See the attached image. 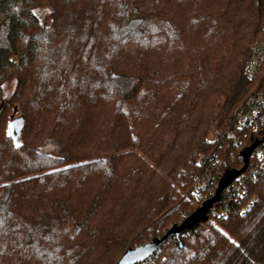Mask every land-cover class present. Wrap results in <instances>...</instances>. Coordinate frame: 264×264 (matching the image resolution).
I'll return each instance as SVG.
<instances>
[{
	"label": "trees",
	"instance_id": "1",
	"mask_svg": "<svg viewBox=\"0 0 264 264\" xmlns=\"http://www.w3.org/2000/svg\"><path fill=\"white\" fill-rule=\"evenodd\" d=\"M263 35L264 0H0V264H118L199 209ZM227 203L138 264H264V167Z\"/></svg>",
	"mask_w": 264,
	"mask_h": 264
},
{
	"label": "built area",
	"instance_id": "2",
	"mask_svg": "<svg viewBox=\"0 0 264 264\" xmlns=\"http://www.w3.org/2000/svg\"><path fill=\"white\" fill-rule=\"evenodd\" d=\"M245 75L249 80L257 82L259 89L240 105L237 117L225 129L212 125V136L220 143V150L203 155L197 161L201 172L194 177L189 192L194 203L204 204L216 195L220 182L226 174L222 170L226 159L229 157L235 160L234 152L227 154L225 144L240 146L248 140L251 141V145L258 143L249 158V171L246 172L247 167L231 185L225 188L220 201L214 205L221 201L228 204V198H243L248 191V182L257 179V174L264 167V35L251 46ZM221 153L227 156H220Z\"/></svg>",
	"mask_w": 264,
	"mask_h": 264
},
{
	"label": "water",
	"instance_id": "3",
	"mask_svg": "<svg viewBox=\"0 0 264 264\" xmlns=\"http://www.w3.org/2000/svg\"><path fill=\"white\" fill-rule=\"evenodd\" d=\"M257 145L258 143L256 142L241 153L244 161V166L240 170L228 171L225 174L224 178L220 182L217 193L213 198L205 202L191 215L187 216L182 223L174 224L173 226H171L162 238L155 239L132 249H128L126 253L120 258L118 264H138L139 262L148 259L160 249V247L166 242L169 237L172 236H176L178 238V243L180 247H182L183 244L180 236L185 231L198 226L202 221L207 219V213L215 203L220 201L224 189L231 185L232 182L247 169L249 165L250 155L254 148L257 147Z\"/></svg>",
	"mask_w": 264,
	"mask_h": 264
},
{
	"label": "rangeland",
	"instance_id": "4",
	"mask_svg": "<svg viewBox=\"0 0 264 264\" xmlns=\"http://www.w3.org/2000/svg\"><path fill=\"white\" fill-rule=\"evenodd\" d=\"M39 14L42 17L43 22H49L50 12H48L46 9H42V10H39ZM12 88H13V82L10 81V82L6 83V87H5L6 94H9V92L12 90ZM192 203H193V205H197V203H194V202H192Z\"/></svg>",
	"mask_w": 264,
	"mask_h": 264
}]
</instances>
